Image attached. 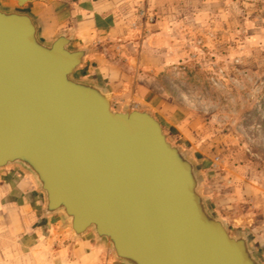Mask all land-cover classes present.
Wrapping results in <instances>:
<instances>
[{"label": "water", "instance_id": "95a60500", "mask_svg": "<svg viewBox=\"0 0 264 264\" xmlns=\"http://www.w3.org/2000/svg\"><path fill=\"white\" fill-rule=\"evenodd\" d=\"M0 5V170L27 171L48 214L91 233L122 264H259L201 193L197 167L148 110L115 111L74 75L85 51L44 42L24 6Z\"/></svg>", "mask_w": 264, "mask_h": 264}, {"label": "rangeland", "instance_id": "374dc122", "mask_svg": "<svg viewBox=\"0 0 264 264\" xmlns=\"http://www.w3.org/2000/svg\"><path fill=\"white\" fill-rule=\"evenodd\" d=\"M167 3L163 52L170 62L143 81L160 97L157 112L170 118L171 125L163 121L168 141L198 168L211 212L232 236L251 239L250 230L264 227V0ZM83 237L100 250V264H122L91 233ZM252 248L264 264V250Z\"/></svg>", "mask_w": 264, "mask_h": 264}, {"label": "crops", "instance_id": "0c3cea01", "mask_svg": "<svg viewBox=\"0 0 264 264\" xmlns=\"http://www.w3.org/2000/svg\"><path fill=\"white\" fill-rule=\"evenodd\" d=\"M26 6H32L28 13L42 41L65 34L72 47L85 51L76 72L104 87L112 106L148 110L163 129V121L171 125L156 110L159 95L143 81L170 62L163 52L167 0H45ZM64 222L45 211L27 171L18 166L0 170V264H100V250L86 237H72ZM263 228L250 230L260 254Z\"/></svg>", "mask_w": 264, "mask_h": 264}]
</instances>
